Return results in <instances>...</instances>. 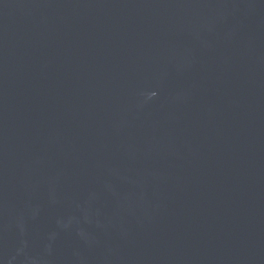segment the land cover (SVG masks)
I'll use <instances>...</instances> for the list:
<instances>
[{
	"label": "water",
	"instance_id": "obj_1",
	"mask_svg": "<svg viewBox=\"0 0 264 264\" xmlns=\"http://www.w3.org/2000/svg\"><path fill=\"white\" fill-rule=\"evenodd\" d=\"M0 264H264V0H0Z\"/></svg>",
	"mask_w": 264,
	"mask_h": 264
}]
</instances>
